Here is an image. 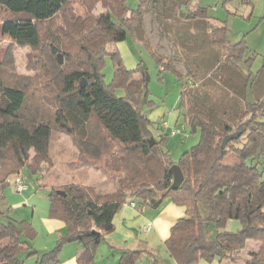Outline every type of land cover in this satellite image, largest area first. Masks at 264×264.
Returning a JSON list of instances; mask_svg holds the SVG:
<instances>
[{"label":"trees","instance_id":"trees-1","mask_svg":"<svg viewBox=\"0 0 264 264\" xmlns=\"http://www.w3.org/2000/svg\"><path fill=\"white\" fill-rule=\"evenodd\" d=\"M69 1L0 0V8L5 12L0 32L17 45L37 49L40 46L38 23L53 19ZM153 1L138 0L137 6L130 8L125 0H106L105 10L89 22V29L84 33L88 34L84 39L89 42L90 36L94 38L100 34L102 42L94 38L99 44L89 47L90 43H82L78 37L83 55L76 66L60 70L61 73L53 76V85L58 89L52 123L24 114V89L2 78L0 49V264H23L20 257L23 251L27 255H38L29 243L36 232L31 223L7 216L9 207L3 188L8 177L17 174L25 163H29L32 171H42L39 164L52 157L50 145L54 127L71 136L74 147L67 163L71 170L69 180L52 184L47 192L49 215L63 221L66 232L49 250L39 254L38 263L55 261L62 244L77 241L81 244L76 255L77 264H94L96 246L113 230L114 215L124 203L135 199L147 207L158 208L169 198L185 210L164 241L175 264H190L199 259L264 264L263 67L253 75L249 68L248 73H243L241 65L249 67L253 59L252 55L247 57L248 49L243 40L230 41L224 21L212 25L213 42L225 48L224 60L216 65V80H224L219 74L222 64L241 76L240 86L233 84L237 88L233 86L230 91L231 107L234 105L235 109L228 113L229 109L226 114L225 102L221 100L223 119H215L210 111L203 112L191 104L186 106L185 98L190 96L192 85L187 89L188 84L184 83L179 107L184 108L185 122L199 129L200 137L176 162L172 161L166 148L169 133L160 127L154 136L149 129L150 120L139 110V98L146 94L144 70L137 66L143 72L142 81L128 82L123 85L125 94L116 95L113 87L120 85L118 74L126 69L120 55L108 53L106 49L109 42L123 41L129 36L139 39L136 30L141 25L145 7ZM189 1L179 0L180 16L186 20L207 19L206 7L191 5ZM51 50L56 52L59 46L53 45ZM107 54L114 69L110 84L104 82L102 73ZM153 56L159 64L172 68L155 53ZM173 71L179 79L193 75L189 70L184 74L176 69ZM194 99L192 96L191 101ZM91 119L103 130L105 139L89 133ZM234 131L240 134L221 147L223 137ZM110 141L118 154L108 153ZM103 153H107L103 164L95 163ZM174 163L183 174L176 189L170 186L169 169ZM96 169H101L108 179L103 181L100 172L97 178L90 176ZM75 177L78 179H73ZM80 177L90 178V183ZM103 186L108 187L107 191H99ZM229 218L239 220L241 227L236 231L225 230L224 224ZM208 223L215 228L213 236L207 235ZM249 242L256 243V247L246 249ZM243 251L245 256L241 255ZM142 252V249L123 251L118 264H134ZM144 252L153 257L155 264L158 259L154 253Z\"/></svg>","mask_w":264,"mask_h":264},{"label":"rangeland","instance_id":"rangeland-1","mask_svg":"<svg viewBox=\"0 0 264 264\" xmlns=\"http://www.w3.org/2000/svg\"><path fill=\"white\" fill-rule=\"evenodd\" d=\"M178 2L179 0H154L151 4L148 2L142 14L141 25L136 30L139 39L129 36L123 41L106 44L108 53L115 52L120 55L125 69L127 68L125 73H128L118 74L117 80L120 85L113 87L116 95L125 94L123 85L128 82L142 81L143 72L138 79L132 78L129 74L134 70L133 68L140 66L144 70L146 94L143 93L139 98V110L150 120L149 129L154 136L161 129L160 127L165 131L168 130L166 148L174 162L179 159L183 151L195 145L200 137L199 129H193L185 122L184 108L179 107L180 91L184 83L188 84L187 89H190L192 85L190 99L188 96L185 98L186 106L191 104L203 112L210 111L215 119H223V107L219 105V101L225 102L226 114L229 109L228 113L235 109L234 105L231 107L233 99L230 100L232 98L230 91L234 85L240 86L241 76L234 70L225 69L222 64L219 74L224 80L221 82L216 80L218 76L216 65L220 60H224L225 56L224 46L214 43L211 38L210 29L216 21L225 20L229 40L242 39L248 49L247 57L252 55L253 59L249 67L244 63L241 65L243 73H248L249 68L253 75L263 67L261 74L264 76V22L255 26L258 19H254L251 24L246 25L244 19L233 15L230 11L243 9L244 5L240 0H190L191 5L206 7L208 15L207 19L191 20L180 16ZM125 3L126 6L135 8L138 0H125ZM261 6L262 3L257 5V8L260 9ZM105 8L106 0H70L53 19L38 23L40 46L37 49L17 45L0 32L1 75L4 80L14 81L23 87L25 115L44 118L52 123L51 114L55 105V93L58 89V86L53 85V76L56 72L61 73L60 70L76 66L79 57L83 55L79 48L78 37L82 43H90L89 47L99 44L95 39L102 42L100 34L95 35V39L90 36L89 42L84 39L88 34L84 33L89 29V22H92L95 16ZM4 16L5 12L0 8V22ZM93 39L94 43H92ZM53 45H58L59 50L52 52ZM153 53L159 56L162 62L169 64L182 74L189 70L193 75L179 79L172 68H166L162 63L159 64ZM136 71L140 72L139 69ZM102 73L104 82L110 84L113 80L114 69L109 54L105 56ZM234 87L237 88V86ZM192 96L195 97L193 102L191 101ZM160 119L166 120L169 127L161 126ZM171 127L176 130L174 134L170 133ZM88 131L92 135L106 138L105 133L94 119L88 122ZM52 135L50 145L52 157L45 162H39L42 171L39 172L38 169L32 171L29 163H25L19 168L17 174L8 177V182L3 188L4 198L9 207L6 211L7 216L30 222L36 231L33 238L29 240L32 247L53 240V238L47 239V235H57L56 232L59 229L49 230L45 222V219L50 218L47 189L52 184L58 185L60 180L67 181L69 180L67 178H70L71 170L67 166L68 160L72 157L70 152L74 149L73 139L59 132L55 127ZM107 146L108 153L109 151L119 153L111 141L107 143ZM106 157L107 153H103L100 160L95 163L103 164V159ZM261 161L264 165V158ZM100 171L101 169H96L90 176L96 177ZM100 174L103 181L108 179L103 173L100 172ZM17 178H20L25 185L21 191L15 189ZM80 180L90 183L88 177L83 179L80 177ZM103 187L104 189L99 191H107L108 187ZM240 227V221L232 218L227 219L224 224V229L229 231H236ZM206 230L209 236L215 233V228L211 223L206 225ZM157 245L165 251V245L160 242ZM248 247L249 244L246 245V249ZM241 255L245 256V252L243 251ZM26 256V251L20 253L23 264H34L33 259L32 262L25 260ZM222 262L217 259L211 261L199 259L190 264H228L226 261ZM238 263L244 264L243 260H239Z\"/></svg>","mask_w":264,"mask_h":264},{"label":"crops","instance_id":"crops-1","mask_svg":"<svg viewBox=\"0 0 264 264\" xmlns=\"http://www.w3.org/2000/svg\"><path fill=\"white\" fill-rule=\"evenodd\" d=\"M240 1L244 5L243 9L230 11L233 15H238L244 19L246 25L251 24L254 19H258L256 20L255 26L264 22V11H260L261 9L264 10V0ZM261 3L262 6L260 9L259 7L257 8V5ZM237 10L239 12H237ZM223 21L225 23V20ZM133 69L134 70L129 72V74L132 75V78L138 79V76L142 73L140 70V72H135L137 66ZM177 115L175 116L174 123ZM161 120L162 119H160V121ZM167 127H169V125H167ZM166 131L168 132V130ZM134 201L135 204L133 206L124 203L115 213L113 218V230L106 234L104 239L96 246L94 264H118L123 251L141 249L143 252L134 264H154L152 263L153 257H150L144 251H152L154 253L153 256L158 259L157 261L153 260L155 264H175V260L169 255L168 251L166 249L162 251L157 243L160 242L164 245V241L168 237L172 225L179 217L185 214L184 207L174 203L169 198L164 199L158 208H150L145 205L141 208L143 204H140L135 199ZM45 222L47 226H49V230L57 231V229H59L56 232L57 235H47V239L53 238V240H48L42 245L33 246V248L38 251V255H27L28 257L26 256L25 260L32 262L31 260L33 259L34 264H77L76 255L81 248V244L77 241H69L62 244L55 261L44 260L38 263L39 254L49 250L58 237L66 232L64 222L59 219L50 217L49 219H45ZM60 229L63 231L61 232ZM256 245V243L250 242L248 248H255ZM222 263H224V261Z\"/></svg>","mask_w":264,"mask_h":264},{"label":"water","instance_id":"water-1","mask_svg":"<svg viewBox=\"0 0 264 264\" xmlns=\"http://www.w3.org/2000/svg\"><path fill=\"white\" fill-rule=\"evenodd\" d=\"M58 59L60 60L59 55H57ZM84 82H81V85L83 86ZM240 133L238 131H234L231 133L226 134L221 142V147H224L226 142L230 139H233L237 137ZM153 143V138L150 139V144ZM170 173L172 174V182H171V188L176 189L179 187L183 180V174L182 171L180 170L179 166L177 164H172L170 167Z\"/></svg>","mask_w":264,"mask_h":264},{"label":"built area","instance_id":"built-area-1","mask_svg":"<svg viewBox=\"0 0 264 264\" xmlns=\"http://www.w3.org/2000/svg\"><path fill=\"white\" fill-rule=\"evenodd\" d=\"M160 125L161 126H163V127H166L168 124H167V121L166 120H164V119H162L161 121H160ZM176 132V130L175 129H171L170 130V133H175ZM15 183H16V185H15V189L16 190H18V191H21L22 189H24L25 188V185L22 183V181L20 180V178H17L16 180H15ZM129 205H134L135 204V201L134 200H130L129 202H127ZM142 207L141 208H143V206L144 205H141Z\"/></svg>","mask_w":264,"mask_h":264}]
</instances>
